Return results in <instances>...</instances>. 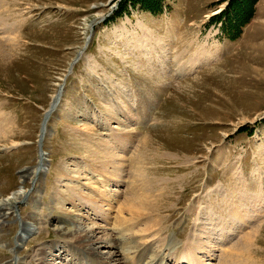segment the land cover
Instances as JSON below:
<instances>
[{"label":"rangeland","instance_id":"374dc122","mask_svg":"<svg viewBox=\"0 0 264 264\" xmlns=\"http://www.w3.org/2000/svg\"><path fill=\"white\" fill-rule=\"evenodd\" d=\"M122 1L0 0V200L32 187L64 83L46 169L1 222L0 264H39L43 248L50 264H92L62 220L113 227L121 205L135 216L134 191L157 225L154 249L196 243L203 264H264V0H245L253 21L239 39L220 14L244 0H162L161 12L138 5L114 20ZM24 221L34 231L20 241Z\"/></svg>","mask_w":264,"mask_h":264},{"label":"bare ground","instance_id":"6f19581e","mask_svg":"<svg viewBox=\"0 0 264 264\" xmlns=\"http://www.w3.org/2000/svg\"><path fill=\"white\" fill-rule=\"evenodd\" d=\"M217 13L218 11L214 14ZM88 38L89 35L86 41L88 40ZM82 49L79 51V54L81 53ZM199 52L200 53L195 54V61L199 60L197 59L199 57H206L204 51ZM195 61L191 59L192 63H195ZM70 67L68 71L70 70ZM56 96L57 94L53 96V102L51 106L56 104L58 100V96ZM47 111L48 109L46 110V112ZM1 138L2 137L0 136V139ZM1 148L3 149L4 146L0 147V149ZM39 160L40 161L38 167L34 169L32 173H30L32 174V177L30 178L31 181H35L34 177L36 178L40 172L46 169L47 163L46 156L44 153L40 155ZM24 173L26 175L28 172L26 170L22 172V177L26 180ZM28 177L29 176H27V179ZM98 178H100L99 181L102 180L103 187L105 188L104 191L108 195L111 190L106 187V183H104L106 181L102 177ZM27 193V189L20 188L5 197L4 199L0 200V225L1 222H5L7 220L8 216L16 214L15 210L17 211L16 208L19 201L23 200ZM109 196H114V194L112 195V193H110ZM113 199L114 197H110L109 200ZM138 199L140 200L139 196L135 194V191L133 193L130 192V195L126 199L127 209L129 212L135 214V216L131 219H125V217H123L125 210L124 207L121 205L118 210L119 215H117V218L121 216L119 217L121 218V220H119L118 224L115 223L113 227L108 228L112 231V234H109V237L107 238H104L102 235L104 231L108 230L107 228L95 222L87 224L82 221L81 215L76 216L77 214H74L73 216L66 217L62 220L63 225L60 228L66 234L67 239L65 240L72 246H77L79 250H82L83 253H85V256L92 261V264H167V261L170 259L173 260L174 264H185L187 262L189 264H203V262L197 260L194 254L192 253V251L196 249V243H192L188 247L189 244L187 246L182 244L179 245L178 242H174L173 240H171V244H169L168 242V246H170V250L176 248V251L174 254H170L169 252V255L163 254L160 249H154L153 242H156L155 240H157L156 238H158L157 236L159 234V232L155 231L157 225L153 224V220L144 221L143 217L145 215H149L151 212L148 209H145L147 212L144 211V206L142 202L141 205H138ZM152 204L153 202H149L145 208H151ZM143 221V225H145L144 228L136 230L135 227ZM23 224L22 225L24 227L22 233L21 235H19L20 241L24 240L25 234H29L34 231V226L29 222L24 221ZM97 235L100 236L96 238ZM106 235L108 236V234ZM162 245L164 244L162 243ZM46 253L47 251L44 248L41 249V261L39 264H50L46 260H44ZM118 257H122L124 258V260L121 261L118 259ZM14 261H16V259H14L13 262Z\"/></svg>","mask_w":264,"mask_h":264},{"label":"trees","instance_id":"16d2710c","mask_svg":"<svg viewBox=\"0 0 264 264\" xmlns=\"http://www.w3.org/2000/svg\"><path fill=\"white\" fill-rule=\"evenodd\" d=\"M128 1H130L133 6L139 5L144 9L152 11L153 13L161 12L163 10L162 0H123L118 10L115 12V16H121L124 11L128 10ZM228 8H232L230 2L226 9L223 10L222 14H220L226 16L225 21L223 22V29L226 31L229 37L237 38L242 32V27L252 18L254 9L247 5L245 0L244 3L240 4L241 9L238 8L236 12L234 11L229 13ZM218 17L215 16V18Z\"/></svg>","mask_w":264,"mask_h":264},{"label":"water","instance_id":"95a60500","mask_svg":"<svg viewBox=\"0 0 264 264\" xmlns=\"http://www.w3.org/2000/svg\"><path fill=\"white\" fill-rule=\"evenodd\" d=\"M46 119H47V117L45 118V120H44V123H43V124H45V122H46Z\"/></svg>","mask_w":264,"mask_h":264}]
</instances>
